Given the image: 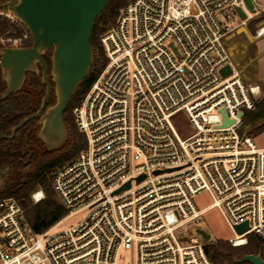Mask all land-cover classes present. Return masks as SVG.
<instances>
[{
  "label": "built area",
  "instance_id": "1",
  "mask_svg": "<svg viewBox=\"0 0 264 264\" xmlns=\"http://www.w3.org/2000/svg\"><path fill=\"white\" fill-rule=\"evenodd\" d=\"M257 1L254 13L243 0H130L120 9L100 37L106 63L73 109L85 145L51 173L67 215L85 214L34 232L15 199H0V264H118L130 248L136 264H216L205 251L216 241L198 232L207 208L223 214L230 246L249 235L264 240V146L238 133L264 88L242 79L226 46L264 12ZM0 17L23 25L1 4ZM262 35L264 25L253 37ZM29 40L24 26L0 35V48ZM202 192L212 197L208 207L194 203ZM43 197L41 189L30 195L33 203Z\"/></svg>",
  "mask_w": 264,
  "mask_h": 264
},
{
  "label": "trees",
  "instance_id": "2",
  "mask_svg": "<svg viewBox=\"0 0 264 264\" xmlns=\"http://www.w3.org/2000/svg\"><path fill=\"white\" fill-rule=\"evenodd\" d=\"M129 1L108 0L106 7L94 21L90 36L93 62L87 76L79 83L64 110L63 121L67 137L61 146L54 150H46L37 144L33 146L31 144L33 136L28 135L25 138V132L31 122L18 129L13 138H4L3 136L10 135L12 127L23 118L22 110L31 109L29 105H33V100L21 97L22 94L29 95V91L25 88H21L17 96L13 98V101L16 99L19 102L16 106L10 104L11 96L0 98V199L7 197L15 199L24 209L25 221L34 232L46 230L67 215V210L60 203L52 187L51 173L55 167L75 158L85 145L84 135L76 127L73 109L81 102L106 63V56L100 42L101 35L111 27L120 9ZM3 2L4 0H0V4ZM261 25H264V12L250 20L247 27L251 29ZM23 30V25L0 17V35H18ZM233 35L238 37L239 42L248 38L244 30ZM25 43L30 45L31 40ZM49 56H51L50 50L44 55L47 62H49ZM28 76L37 82V77L33 73H29ZM28 85L32 86L30 83ZM4 90L5 84L0 73V95ZM54 100L55 96L52 94L49 103H53ZM24 102L26 105H23ZM238 133L252 137L264 133V96L255 100L253 109L243 112ZM35 140L34 138V143ZM6 172L12 173V177L4 179L5 176H10ZM37 189L42 190L44 197L33 203L30 195ZM205 251L216 264H250L249 262H236L234 258L250 253L260 254L264 259V240L255 235H249L247 243L243 246L232 247L226 241L215 242L205 246Z\"/></svg>",
  "mask_w": 264,
  "mask_h": 264
},
{
  "label": "water",
  "instance_id": "3",
  "mask_svg": "<svg viewBox=\"0 0 264 264\" xmlns=\"http://www.w3.org/2000/svg\"><path fill=\"white\" fill-rule=\"evenodd\" d=\"M246 8L254 13L251 0H243ZM108 0H17L15 3L4 1L1 7L20 23L30 34L31 44L28 47H1L0 73L5 84V90L0 98H5L18 91L24 81L26 71L37 73L36 64L42 66L43 82L46 92L42 108L34 115L25 118L14 126L12 132L4 138H12L15 131L30 118L38 116L50 95L51 85L47 77V65L42 55L51 50L50 76L54 84L55 102L50 105L42 116L40 138L47 149L58 148L66 138V127L62 119L63 112L74 94L79 83L87 76L93 62L90 44L91 31L97 16L104 10ZM240 18H245L243 11L237 7ZM230 72L228 65L220 69L222 76ZM223 124L229 122L223 111ZM154 173H158L155 171ZM143 176H139L137 181ZM129 186L126 182L115 191ZM246 222L234 226L237 234L247 230ZM201 236L208 240L209 234L198 230ZM214 255H212L213 257ZM236 262L264 264L260 254H243L235 257Z\"/></svg>",
  "mask_w": 264,
  "mask_h": 264
},
{
  "label": "rangeland",
  "instance_id": "4",
  "mask_svg": "<svg viewBox=\"0 0 264 264\" xmlns=\"http://www.w3.org/2000/svg\"><path fill=\"white\" fill-rule=\"evenodd\" d=\"M264 6V0H258L256 9L259 10L260 7ZM259 26H254L251 29L247 27L244 32H247L248 39L239 42L236 39V44L238 45L234 49V53L243 60V70H238L242 79L247 82H254L260 84L264 88V35L259 37H252L254 35L255 29ZM235 34V33H234ZM232 36V35H231ZM246 71L250 81H247L245 77ZM252 84V83H251ZM178 126L182 129V133L186 135L188 133V127L185 122L184 114L180 113L177 115ZM254 141L258 146H264V133L254 136ZM5 178L12 177V173L6 172ZM4 179H2L4 181ZM212 202V197L208 192H202L194 198V203L202 208L208 207ZM85 210L80 209L71 214L66 215L56 224L60 228L70 227L78 223L84 216ZM200 227L204 229L210 236L211 241L224 242L228 238L233 236L231 229L226 223L223 214L217 208H207L206 211L201 216ZM136 251L134 248L128 250H122L117 256L118 264H136Z\"/></svg>",
  "mask_w": 264,
  "mask_h": 264
},
{
  "label": "flooded vegetation",
  "instance_id": "5",
  "mask_svg": "<svg viewBox=\"0 0 264 264\" xmlns=\"http://www.w3.org/2000/svg\"><path fill=\"white\" fill-rule=\"evenodd\" d=\"M30 45H27L26 43L21 45V46H18V47H28ZM47 52V51H46ZM45 52V53H46ZM45 53L42 55V59L44 60V62L46 63L47 65V77H48V81L51 85V92H50V95L44 105V108L42 109L41 113L36 116V117H33V118H30L24 125H26L27 123L31 122L30 124V127L26 130L25 132V138L28 137V135H30L31 137L33 136V138L31 139V144L33 146H35V144L39 145L40 147H43L44 149L46 150H54V149H47L46 146H45V142L40 138L39 134H40V131H41V127H42V116L45 112V110L50 106L52 105L53 103H49V99L51 97L52 94H54V90H53V86L54 84L52 83L51 81V76H50V69H51V62H50V56H49V59L47 62L45 59H44V55ZM50 54H51V50H50ZM37 66V69H38V72L35 73V72H32V71H26L25 73V78H24V81L20 87V89L14 93H11L9 96L12 97V100L10 101V104L12 106H16L17 104H19L18 101H16V99H14L13 101V98H15L17 96V93L21 90V88H25L27 91H29V95L27 94H22L21 97H24L26 99H29V100H33V105H29L31 107V109H24L22 110V115H23V118L17 123L19 124L22 120H24L25 118L27 117H30L32 115H34L35 113H37L41 108H42V103H43V98H44V95H45V92H46V84L43 82V77H42V66L40 63H37L36 64ZM29 73H33L36 77H37V82L36 80H32L28 75ZM28 83H30V85L32 84V86H29ZM37 83V84H36ZM35 84L37 86H35ZM35 86V87H34ZM25 90V91H26ZM55 96V94H54ZM26 102L23 103V105H26L25 104ZM28 104V103H27ZM14 112V111H13ZM64 113V112H63ZM62 119H63V115H62ZM64 122V121H63ZM17 124H15L14 126H16ZM65 124V123H64ZM23 125V126H24ZM14 126L12 127V129L14 128ZM21 126V127H23ZM20 127V128H21ZM66 127V126H65ZM18 128V129H20ZM12 129H11V132H12ZM17 129V130H18ZM16 130V131H17ZM15 131V133H16ZM14 133V135H15ZM11 134V133H10ZM13 135V136H14ZM12 136V138H13ZM66 137H67V130H66ZM34 138L36 139L35 140V143H34ZM8 139H11V138H8ZM66 139V138H65ZM64 139V141H65ZM63 141V142H64ZM62 142V144H63ZM61 144V145H62ZM60 145V146H61Z\"/></svg>",
  "mask_w": 264,
  "mask_h": 264
},
{
  "label": "crops",
  "instance_id": "6",
  "mask_svg": "<svg viewBox=\"0 0 264 264\" xmlns=\"http://www.w3.org/2000/svg\"><path fill=\"white\" fill-rule=\"evenodd\" d=\"M258 2V1H257ZM253 37V36H252ZM238 37L237 36H230L228 39H227V41H226V46H227V49H228V51H229V56H230V61H231V63H232V65L237 69V70H243L244 69V66H243V60L240 58V57H238L237 55H236V53H234V49L238 46L237 44H236V39H237ZM249 38V37H248ZM247 38V39H248ZM240 44V43H239ZM243 68V69H242ZM242 72V71H241ZM245 74V77L247 78V81L249 82L250 81V79H252V78H249L248 77V74H247V72L244 70L243 71ZM250 83H252V84H258V83H254V82H250ZM258 85H260V84H258Z\"/></svg>",
  "mask_w": 264,
  "mask_h": 264
}]
</instances>
